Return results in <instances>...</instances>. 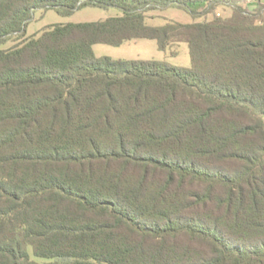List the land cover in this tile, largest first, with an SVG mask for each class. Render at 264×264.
Masks as SVG:
<instances>
[{
	"label": "trees",
	"instance_id": "trees-1",
	"mask_svg": "<svg viewBox=\"0 0 264 264\" xmlns=\"http://www.w3.org/2000/svg\"><path fill=\"white\" fill-rule=\"evenodd\" d=\"M141 38L191 66L94 53ZM0 264H264V0H0Z\"/></svg>",
	"mask_w": 264,
	"mask_h": 264
},
{
	"label": "rangeland",
	"instance_id": "rangeland-1",
	"mask_svg": "<svg viewBox=\"0 0 264 264\" xmlns=\"http://www.w3.org/2000/svg\"><path fill=\"white\" fill-rule=\"evenodd\" d=\"M120 13V10L116 7L103 8L97 6L82 7L68 16L60 15L54 9L38 11L27 27V35L38 33L45 27L55 23L96 21L116 16ZM216 13L221 16H227L231 14V9L229 7L219 6L216 9ZM213 15L209 14L207 18H212ZM203 19H205L204 16L195 20ZM168 20L188 23L194 21V18L188 11L177 7H170L148 13L147 21L150 25H162ZM9 45H12V42H8L5 46ZM93 48L97 57L108 56L112 59L128 60H163L180 67H190L192 64L189 45L186 42L175 43L167 50H161L158 48L156 40L141 38L126 42L120 46L97 43ZM174 51L177 53L172 54Z\"/></svg>",
	"mask_w": 264,
	"mask_h": 264
}]
</instances>
